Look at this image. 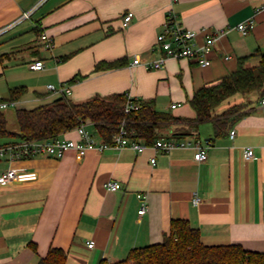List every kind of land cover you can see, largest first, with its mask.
<instances>
[{
	"label": "crops",
	"instance_id": "0c3cea01",
	"mask_svg": "<svg viewBox=\"0 0 264 264\" xmlns=\"http://www.w3.org/2000/svg\"><path fill=\"white\" fill-rule=\"evenodd\" d=\"M170 10L184 27L198 31V43L205 32L224 30L207 54L209 65L187 58H169L156 69L132 65L134 55L142 62L159 56L156 36ZM128 11L131 21L122 27ZM249 19L254 26L247 34L235 29ZM42 31L54 41L51 51L41 48ZM258 50L264 52V0H0V98L24 86L15 109L59 97L48 84L69 85L66 97L72 101L125 93L153 99L158 111L174 117L162 135L182 131L174 137L210 143L204 161L193 158L192 148L151 147L88 150L82 157L68 150L59 159L0 158V171H17L0 184V264H36L51 246L66 251L65 264L113 263L133 247L160 242L173 218L198 228L204 244L264 251V93L234 94L213 109L214 118L230 114L222 136L215 135L212 120L195 125L189 103L195 90L234 71L239 58L248 56L245 66L256 65L251 54ZM121 57L123 65L94 71L97 62ZM39 59L44 67L31 69ZM60 136L79 138L75 130ZM247 146L254 157L245 160ZM106 180L119 182L120 189L106 190ZM139 193L146 195L143 214L137 212ZM194 195L200 198L196 205Z\"/></svg>",
	"mask_w": 264,
	"mask_h": 264
},
{
	"label": "trees",
	"instance_id": "16d2710c",
	"mask_svg": "<svg viewBox=\"0 0 264 264\" xmlns=\"http://www.w3.org/2000/svg\"><path fill=\"white\" fill-rule=\"evenodd\" d=\"M251 55L258 57L256 65L245 66L248 56H243L239 58L234 71L214 84L194 91L189 103L195 113L192 118L195 125L212 120L215 135L222 136L230 121V114L214 118L213 109L234 94L254 91L264 93V52L258 50ZM124 63V57L100 61L95 64L94 71L112 69ZM75 79L73 77L70 82ZM24 92V86L11 87L8 97L0 98V101L17 100ZM60 97L32 109L16 108L15 129L8 127L4 109L0 110V139L9 138L11 142L52 139L82 123H90L93 134L110 143L123 122L125 128L135 131L139 138L150 144L161 136H168L162 135L161 130L174 120L170 114L158 111L153 99H139V108L125 112V93L93 95L83 101H72L65 95ZM238 116L240 114H236L234 118ZM178 132L180 131L169 135L180 136L182 131ZM31 248L35 249V245L32 244ZM66 257L64 249L51 246L36 264H65ZM98 264H264V251L249 250L237 243L204 244L198 228L193 227L185 218H173L160 242L133 247L122 260L110 263L102 259Z\"/></svg>",
	"mask_w": 264,
	"mask_h": 264
},
{
	"label": "built area",
	"instance_id": "2783aa9c",
	"mask_svg": "<svg viewBox=\"0 0 264 264\" xmlns=\"http://www.w3.org/2000/svg\"><path fill=\"white\" fill-rule=\"evenodd\" d=\"M132 12L128 11L122 16V27L128 26L132 18ZM28 16L25 12L22 17ZM254 26L252 19L239 22L235 29L241 34H247ZM224 33V30H218L214 33L205 32L201 43L197 42L198 31L184 27L177 19L176 14L170 10L161 26L160 31L156 36L155 48L159 51V56L155 59L142 62L139 56L134 55L132 65H143L147 69L161 68L165 61L169 58L182 59L187 58L194 60L199 66H207L210 64V59L207 54L212 50L216 40ZM39 41L41 48L51 51L54 46V41L45 31L39 33ZM225 58H228L227 56ZM59 61V60H58ZM33 70H41L44 67L42 60H35L29 64ZM47 89L51 90L54 95L63 96L70 93L69 85L60 84L55 86L48 84ZM135 99V100H134ZM139 99L127 95V103L124 111L129 112L132 109L139 108ZM15 100L0 101V110L15 105ZM261 104L264 105V97L261 98ZM177 103H172L171 108H175ZM87 123H82L75 127L78 133V139L65 138L57 136L52 139H24L16 140L4 144H0V158H6L9 162L34 156H48L52 158H61L68 150H75L79 156H84L88 150L103 151L108 148L122 149L130 147L136 151H142L145 148L151 147L155 152H168L175 148H192L194 150L193 158L196 161H204L207 158V151L210 143L200 138L179 139L174 136H161L152 143L147 144L137 136L135 131L128 130L122 124L115 132L112 142L107 143L100 139H96L95 135L86 128ZM235 130L229 131V138H232ZM242 157L245 160L254 157L252 147L247 146L242 149ZM150 163H155V157L150 158ZM17 174L15 168L9 166L0 171V184H5L12 181ZM106 190L115 191L120 189L121 185L117 181L106 180L103 183ZM264 190V184L262 185ZM140 200V207L137 210L138 214H143L147 209L146 195L144 193L137 194ZM193 204H198L200 198L194 195L192 198ZM89 247L93 245V241L87 243Z\"/></svg>",
	"mask_w": 264,
	"mask_h": 264
},
{
	"label": "rangeland",
	"instance_id": "374dc122",
	"mask_svg": "<svg viewBox=\"0 0 264 264\" xmlns=\"http://www.w3.org/2000/svg\"><path fill=\"white\" fill-rule=\"evenodd\" d=\"M15 108L14 107H8L7 109L4 110L7 116V125L10 129H15L16 128V121H15V114H14ZM178 128H181V126H178ZM87 129L92 132L93 130L91 127L88 125ZM171 132V131H170Z\"/></svg>",
	"mask_w": 264,
	"mask_h": 264
},
{
	"label": "water",
	"instance_id": "95a60500",
	"mask_svg": "<svg viewBox=\"0 0 264 264\" xmlns=\"http://www.w3.org/2000/svg\"><path fill=\"white\" fill-rule=\"evenodd\" d=\"M61 97L59 96V97H57V99H60Z\"/></svg>",
	"mask_w": 264,
	"mask_h": 264
}]
</instances>
